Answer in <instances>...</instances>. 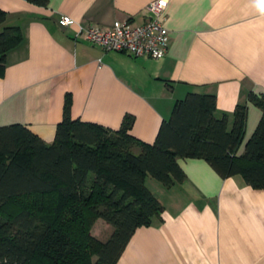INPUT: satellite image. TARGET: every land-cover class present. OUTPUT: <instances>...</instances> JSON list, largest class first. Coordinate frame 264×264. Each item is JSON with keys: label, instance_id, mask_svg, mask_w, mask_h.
<instances>
[{"label": "crops", "instance_id": "crops-1", "mask_svg": "<svg viewBox=\"0 0 264 264\" xmlns=\"http://www.w3.org/2000/svg\"><path fill=\"white\" fill-rule=\"evenodd\" d=\"M155 1L0 0L5 26L23 35L0 70V128L21 125L51 145L69 101L73 121L118 131L131 115V135L154 144L178 101L209 94L229 130L237 106H247L242 155L263 116L250 101L264 96V7L257 0H169V49L159 60L105 52L76 27L59 25L68 16L84 29L126 20L139 26ZM179 164L182 184L147 179L163 211L136 231L118 264H264V189L241 175L223 179L205 160ZM109 231L98 220L91 232L106 242Z\"/></svg>", "mask_w": 264, "mask_h": 264}, {"label": "trees", "instance_id": "trees-1", "mask_svg": "<svg viewBox=\"0 0 264 264\" xmlns=\"http://www.w3.org/2000/svg\"><path fill=\"white\" fill-rule=\"evenodd\" d=\"M5 20L0 10V70L23 42L21 29ZM250 101L263 116L242 155L247 106H237L229 130L209 94L178 101L154 144L131 135V115L118 131L73 121L69 101L51 145L24 126L1 127L0 264H118L136 231L163 211L147 179L166 188L182 184L179 159L205 160L223 179L241 175L264 189V96ZM98 220L114 230L106 242L92 235Z\"/></svg>", "mask_w": 264, "mask_h": 264}, {"label": "built area", "instance_id": "built-area-1", "mask_svg": "<svg viewBox=\"0 0 264 264\" xmlns=\"http://www.w3.org/2000/svg\"><path fill=\"white\" fill-rule=\"evenodd\" d=\"M169 0H157L148 7L149 18L143 25L134 26L129 20L115 21L111 28L90 27L84 29L68 16H62V28L76 27L79 35L105 52L127 53L134 58H164L169 49V31L164 26L165 11Z\"/></svg>", "mask_w": 264, "mask_h": 264}, {"label": "rangeland", "instance_id": "rangeland-1", "mask_svg": "<svg viewBox=\"0 0 264 264\" xmlns=\"http://www.w3.org/2000/svg\"><path fill=\"white\" fill-rule=\"evenodd\" d=\"M138 151H140V147L136 146L135 147V152H138ZM0 220H2L1 216H0ZM108 233H109V236H108ZM108 233L106 234V236H103L102 239H109L111 237V231H109ZM103 241H106V240H103Z\"/></svg>", "mask_w": 264, "mask_h": 264}, {"label": "snow or ice", "instance_id": "snow-or-ice-1", "mask_svg": "<svg viewBox=\"0 0 264 264\" xmlns=\"http://www.w3.org/2000/svg\"><path fill=\"white\" fill-rule=\"evenodd\" d=\"M259 6L264 7V0H257Z\"/></svg>", "mask_w": 264, "mask_h": 264}]
</instances>
